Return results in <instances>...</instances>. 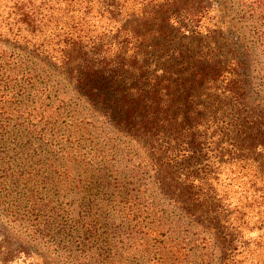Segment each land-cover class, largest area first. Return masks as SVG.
<instances>
[{
    "label": "rangeland",
    "instance_id": "rangeland-1",
    "mask_svg": "<svg viewBox=\"0 0 264 264\" xmlns=\"http://www.w3.org/2000/svg\"><path fill=\"white\" fill-rule=\"evenodd\" d=\"M115 1L0 0V264H221L227 246L211 222L221 208L235 238L227 263L264 264L261 168L233 154L240 122L264 114V0H210L208 13L185 0L148 30L159 0ZM22 7L36 29L19 21ZM93 41L108 61L146 63L144 80L125 69L127 86L167 81L172 114L152 144L111 122L59 67L68 43ZM219 50L242 62L245 94L220 99L205 121L201 68ZM191 142L208 154L191 159ZM164 177L189 183L212 218L172 200Z\"/></svg>",
    "mask_w": 264,
    "mask_h": 264
},
{
    "label": "trees",
    "instance_id": "trees-1",
    "mask_svg": "<svg viewBox=\"0 0 264 264\" xmlns=\"http://www.w3.org/2000/svg\"><path fill=\"white\" fill-rule=\"evenodd\" d=\"M95 1H104V3L110 1L106 5L109 8L116 3L115 0L112 1L113 4L111 0H77V5L91 4ZM182 5H185V0H159L156 6V9L159 10L155 13L146 14L145 24L141 28L148 30L149 27L153 26V23L159 24V26L167 25L170 19L168 13ZM211 6L210 0H201L202 13H208L212 8ZM85 8L88 10L89 6L87 5ZM20 9L23 11L19 12L21 16H19V21L28 29L34 27L36 29L38 19H35L37 15L35 16L34 9L32 7H27V9L22 7ZM108 13L113 19L120 17V15L115 16L110 12ZM91 43L92 46L87 45V43L83 45L80 42L68 43L60 51L59 67L79 93L111 122L135 137H150V133L155 131L161 123L163 127L166 126L170 122L169 116L172 114V111L168 109L170 95L167 93L169 90L166 86L167 81H154L155 83L152 85L141 84L129 87L127 83L130 80H126L125 75L128 73L125 69H129L132 73H139L137 75L140 76V80H144L150 74L144 65L146 63L141 67H137L129 60L121 62L120 56L108 61L106 55H104L105 50L101 47L102 43L99 41ZM234 54L232 53V57H229V55H225L219 50L217 54L209 56L207 63L201 68V102L205 106L202 109V119H205V121L216 116V111H213V109H216L220 99L234 104H241L243 101L245 89H243V72L240 71L243 65L241 61H236V54ZM240 125L245 131L239 137L241 140L240 147H236L233 154L237 156V161L244 163L243 167L248 166V163L251 162L252 165L261 168L262 172L257 171L255 173L253 186H258L262 182L260 188L264 190V162L261 163V160H264V114L259 116L256 122L243 120ZM149 137L146 143L152 144ZM187 146L192 155L191 159H198L208 154V151L204 152L200 147L195 148L193 142L188 143ZM151 150H153V156H159L160 160V149H156L152 145ZM182 151H186V149ZM219 156L218 154L217 157ZM215 160L220 166L224 162L222 159ZM161 182L165 190L171 188L169 187L171 185L176 187L170 189L171 191L167 190V194L172 200L178 201L192 215H200L204 219L212 218L209 211L203 213V215L200 213L194 194H187L188 190H192L189 183L181 180L170 181L168 177H164ZM179 182L186 184V188H181ZM219 210L216 217L217 221L211 222H216L215 226H217L216 228L224 238L227 246L225 252H223L221 264H228L227 262L230 260L228 251L231 250L230 253H233L236 250L233 247L235 238L227 232L225 224H221V221H225L229 216L226 214L225 209L221 208Z\"/></svg>",
    "mask_w": 264,
    "mask_h": 264
}]
</instances>
